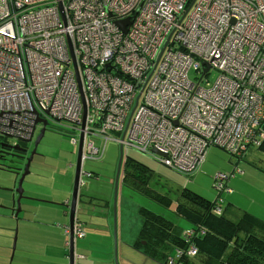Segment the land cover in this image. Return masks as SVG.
Masks as SVG:
<instances>
[{
  "label": "built area",
  "instance_id": "2783aa9c",
  "mask_svg": "<svg viewBox=\"0 0 264 264\" xmlns=\"http://www.w3.org/2000/svg\"><path fill=\"white\" fill-rule=\"evenodd\" d=\"M36 112L82 162L109 140L182 174L211 145L240 160L264 137V0H0V136L28 139Z\"/></svg>",
  "mask_w": 264,
  "mask_h": 264
},
{
  "label": "rangeland",
  "instance_id": "374dc122",
  "mask_svg": "<svg viewBox=\"0 0 264 264\" xmlns=\"http://www.w3.org/2000/svg\"><path fill=\"white\" fill-rule=\"evenodd\" d=\"M217 75L218 72L212 69L203 78L202 84H205L206 80L213 82ZM189 76L195 79L193 70H190ZM72 137L78 140L77 134L70 127L58 124L56 129L47 128L30 161L29 172L24 177L22 183L24 197L20 200L17 216H14L13 210L16 208L15 198L17 197L15 182L20 173L13 168L0 166V225L6 228V230H0V237L10 232L9 258L12 252L13 256L9 264H18L23 261V264H42L43 260H51L49 262L60 260L62 252H59L57 247H64L65 238L69 235L65 233V229L66 227L70 229L67 225L69 209L65 202L71 195L75 166H69L67 162H75L78 146V141L72 142ZM2 139L9 143L15 142L8 136ZM95 143L100 144V141L96 140ZM118 156L119 144L115 140H109L102 157L85 158L81 169L83 172H81V192L102 199L111 197L113 199V186L111 187L110 184L114 178ZM246 156V159L238 160L223 148L211 145L202 166L192 174L184 175L146 154L124 147L116 199L119 264H162L148 259L140 249L131 245L126 249L123 247L135 241L137 237L135 226L139 225L138 204L129 202V199L123 196V176L127 170L136 176L149 179L158 175L160 180L153 183V188L148 189L150 200L147 205L163 211L174 224L189 226L183 210L175 212V203L169 204V211L161 208V198L158 195L161 189L164 186L170 187L175 196L177 194L176 197L182 195L187 207L206 210L210 201H213L218 193V190L214 188L215 175L223 173L229 176L236 167L240 171H236L229 182L233 195L225 194V200H231L234 206L240 209L247 206L264 211V174L260 172L264 167V152L256 147L248 151ZM9 157L7 155L5 161L13 164L14 167L24 166L22 158L14 157L13 160ZM84 172L92 174L88 175ZM27 197H32L33 200ZM93 201H95L93 204L96 203V200ZM224 204H227V201ZM101 213H105L103 206L94 207V205L85 204L79 208V218L92 216V223L82 228L88 235L84 241L78 240L79 247L82 242L84 246L88 242L95 246V252H92L91 257L82 259V264H112L105 260L107 255L103 251L102 236L106 218ZM121 220L126 222V227L121 225L122 228L128 230L123 236H130V238H123L121 226H119ZM133 225H135L134 229ZM15 233V248L12 250ZM45 242L49 244L44 245ZM44 248L48 249L47 252L51 258L41 255L43 253L41 250L43 251Z\"/></svg>",
  "mask_w": 264,
  "mask_h": 264
},
{
  "label": "trees",
  "instance_id": "16d2710c",
  "mask_svg": "<svg viewBox=\"0 0 264 264\" xmlns=\"http://www.w3.org/2000/svg\"><path fill=\"white\" fill-rule=\"evenodd\" d=\"M256 147L264 152V137L258 145L254 146V148ZM248 151L243 158L248 154ZM91 174L89 172V175ZM150 179L136 176L129 170L123 176V186L126 184L129 188L139 192L146 200L144 206L138 207L141 226L137 238L131 246L140 249L148 259L156 260L162 264H264V221L245 210H241L237 217L225 214V209L231 204L224 197L230 192L228 180L225 185L229 190L217 191V195L213 201H210L206 210L187 207L182 195L176 197L177 194L175 196L170 187L164 186L161 189V193L158 194L161 198V208L169 211V204L175 203V212L183 210L184 217L189 222L187 229L174 224L163 211L147 205L150 200L148 189L149 187L153 188V183H157L160 177L154 175ZM110 185L113 186V179ZM111 198L102 199L87 195L81 192L80 187L75 222L77 227L85 232L82 228L92 223V216L79 218L81 205L91 204L94 207H104L105 213H101L106 218L102 236L103 251L107 255L106 261L115 264L112 227L110 224L107 225V221L112 215ZM93 200H96V203L93 204L95 202ZM226 201L227 204H224ZM216 206H220V212H215ZM85 234L87 233L85 232ZM94 247L91 244V247L89 246L87 249V253L88 250L90 251V257L92 252H95ZM191 247L195 249L194 254L189 252Z\"/></svg>",
  "mask_w": 264,
  "mask_h": 264
},
{
  "label": "water",
  "instance_id": "95a60500",
  "mask_svg": "<svg viewBox=\"0 0 264 264\" xmlns=\"http://www.w3.org/2000/svg\"><path fill=\"white\" fill-rule=\"evenodd\" d=\"M61 8V3L59 4ZM36 119L35 123L32 128L31 132V137L33 136V132L36 128V124H41L42 128H40L39 133L37 134L34 143H33V148L31 152L29 153L28 157L26 158V161L24 163L23 168H17L13 167L17 172L20 173V170H22V173H20L19 177L17 178L15 182V192L17 193V197L15 198V204L16 208L13 210L14 216H17L18 211L20 210V200L24 197L23 196V187L22 183L24 180L25 175L29 172V165L30 161L33 157V155L36 153V148L38 143L40 142L41 138L44 135L45 127L48 125L50 122L48 118H43L39 115V113L36 112ZM0 138H3V136H0ZM0 146H8L7 142L5 141H0ZM10 146H15V145H10ZM82 136L79 137L78 140V146H77V152H76V160H75V172L73 176V182H72V189H71V195L68 199V209H69V221H68V226H69V248H71L72 243H73V224L75 222V218L77 216V210H78V197H79V190H80V185H81V172H82V158H81V153H82ZM154 152L161 154L160 151L154 149ZM122 157H123V147L119 145V156L117 159L116 163V168H115V174L113 178V199H112V213H113V223H112V238H113V257H114V263L119 264L117 260V219H116V199H117V190H118V180H119V174H120V169H121V164H122ZM18 173V174H19ZM123 196L126 197L127 199L139 204V205H145V198L142 196L139 192L133 190L132 188H129L126 184L124 185L123 189ZM27 199L33 200L32 197H27ZM16 232V231H15ZM15 240H16V233L14 235V240H13V245H12V250L15 248ZM70 251V250H69ZM13 256V252L11 255V259ZM69 264L72 263V255L70 253L69 257Z\"/></svg>",
  "mask_w": 264,
  "mask_h": 264
},
{
  "label": "crops",
  "instance_id": "0c3cea01",
  "mask_svg": "<svg viewBox=\"0 0 264 264\" xmlns=\"http://www.w3.org/2000/svg\"><path fill=\"white\" fill-rule=\"evenodd\" d=\"M254 148V147H253ZM252 148V150H254ZM250 154V153H249ZM248 155V154H247ZM247 157V156H246ZM246 157L244 158V159H246ZM243 159V160H244ZM205 161V160H204ZM68 163V165L69 166H75V162H67ZM204 163V162H203ZM202 163V164H203ZM202 164H201V166H202ZM200 166V167H201ZM238 168V167H237ZM264 168V167H263ZM261 169L260 170V172H262V174H264V169ZM240 170V169H239ZM234 171V170H233ZM83 173V172H82ZM81 173V174H82ZM85 173V172H84ZM236 173V172H235ZM230 178L228 179V182H230ZM81 182V181H80ZM230 183H228V185H229ZM228 195H230V196H232L233 195V192L231 191V189H230V192L229 193H227ZM264 195V194H263ZM227 197V196H226ZM200 199H202L201 197H199ZM129 202H132L133 203V201H130L129 200ZM230 202H231V204L229 205V206H227V208L225 209V214L227 215V216H236L237 217V215L241 212V210H245V211H248L249 213H251V214H253L254 216H256L257 218H259L260 220H262V221H264V211H262V210H259V209H255V208H252V207H247V206H245L244 208H238V207H235L234 206V204L232 203V201L230 200ZM66 205H67V203H68V200H66ZM137 204V203H136ZM139 206H141V205H139L138 204V207ZM143 206V205H142ZM125 207H128V206H125ZM138 210V209H137ZM121 218H124V217H121ZM138 221H139V225H137L136 224V226L135 225H133V229H134V226H135V230H136V235H138V231H139V228H140V226H141V218L138 216ZM112 223H113V213H112V215H111V217L109 218V221H107V225H111V227H112ZM126 222H125V220H121V222H120V225L119 226H121V225H126L125 224ZM68 225V224H67ZM126 227V226H125ZM180 227L181 228H183V227H185V228H187L188 229V226H186V224H181L180 225ZM119 228V227H118ZM56 229H58V228H56ZM187 229H185V230H187ZM0 230H6V228L5 227H3V226H1L0 225ZM74 230H75V232H74ZM78 231H80V232H82L83 233V235L81 236H79L78 234H77V232ZM126 232H128V230H126V228H122V226H121V234H122V236H123V234H125ZM9 236V237H8ZM73 237H74V239H73V243H72V246H71V248H69V235H68V238H65V241H64V247L63 248H61V247H57V249H58V251L59 252H62V254H61V257H60V260L59 261H53V262H49V261H51V260H48V261H46V260H43V259H41V260H43V263L42 264H69V257H70V253H71V255H72V263L71 264H82V259H85V258H88V256H89V252L88 253H86V251H87V249L89 248V246L91 247V244L92 243H90V242H88L87 244H86V246H84V243L82 242V244H81V246L79 247V244H78V240L79 241H84L86 238H87V234H85V232H83L82 230H80V228L79 227H77V224H76V222H74V224H73ZM123 238H130V236H128V237H124L123 236ZM137 238V237H136ZM10 239H11V236H10V232H6L3 236H1L0 237V264H9L10 263V261H11V256H10V258H9V253H10V251H9V248H10ZM128 240V239H127ZM136 240V239H135ZM134 242V241H133ZM46 243V242H45ZM49 243H46V244H44V245H48ZM129 245H131V242H129L128 244H126V245H124L123 247L126 249ZM47 247V246H46ZM47 248H44V250L42 251L41 250V252H43L41 255H44L45 257H48V258H51L50 257V255L48 254V252H47ZM70 250V251H69ZM63 251H65V252H63ZM90 257V256H89ZM106 257L107 256H105V260H106ZM22 258V257H21ZM113 260H114V257H113ZM66 262V263H65ZM24 263V261L23 262H19L18 264H23Z\"/></svg>",
  "mask_w": 264,
  "mask_h": 264
},
{
  "label": "flooded vegetation",
  "instance_id": "af4514ba",
  "mask_svg": "<svg viewBox=\"0 0 264 264\" xmlns=\"http://www.w3.org/2000/svg\"><path fill=\"white\" fill-rule=\"evenodd\" d=\"M56 127H57V123L54 121H50L48 123V125H46L45 131L47 130V128L56 129ZM40 128H42V125L38 124L36 126V130H35L33 136L31 137V134H30V136L27 140L9 143L6 140L0 138V141H5L8 144V146H0V166L8 167V168L14 167L13 164H10V163L5 161L7 159V155L10 156L9 158L12 157L13 160H14V157H20L23 159L22 161L25 163L26 158L28 157L29 153L31 152V150L33 148L34 140H35L37 134L39 133ZM45 131H44V133H45ZM10 145H15V146H10ZM21 168H23V167H21ZM22 170L23 169L20 170V173H22Z\"/></svg>",
  "mask_w": 264,
  "mask_h": 264
}]
</instances>
